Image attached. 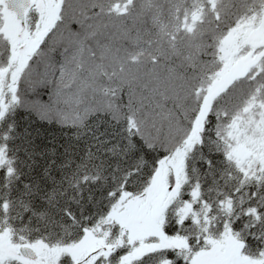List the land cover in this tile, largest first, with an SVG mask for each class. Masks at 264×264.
Wrapping results in <instances>:
<instances>
[{
	"label": "trees",
	"instance_id": "16d2710c",
	"mask_svg": "<svg viewBox=\"0 0 264 264\" xmlns=\"http://www.w3.org/2000/svg\"><path fill=\"white\" fill-rule=\"evenodd\" d=\"M58 6L46 12L53 25L6 94L0 234L57 249L93 232L112 250L88 264H193L191 255L231 235L264 263V47L244 75L212 91L226 65L225 41L264 24V0ZM5 14L1 5L0 74L15 67ZM185 148L162 230L186 248L135 258L140 241L110 215L123 197L142 196L161 163ZM76 262L57 257V264Z\"/></svg>",
	"mask_w": 264,
	"mask_h": 264
},
{
	"label": "rangeland",
	"instance_id": "374dc122",
	"mask_svg": "<svg viewBox=\"0 0 264 264\" xmlns=\"http://www.w3.org/2000/svg\"><path fill=\"white\" fill-rule=\"evenodd\" d=\"M37 5L39 0H32ZM60 0H57L58 4ZM4 3V0H0ZM49 5L45 6V8ZM43 27L36 33H26V25L15 21L12 14L5 15V32L11 38L14 50L15 67L0 74V119L6 109V94L14 91L16 78L22 71L37 43L53 25L50 15L45 13ZM12 16V17H11ZM46 24V25H45ZM224 55L226 65L219 74L213 87V93L225 89L235 78L244 75L254 64L257 56L255 49L264 47V24L257 29H244L233 32L225 41ZM206 115L203 112L202 118ZM202 119L196 127L194 139H199ZM199 132V133H198ZM192 143H188L190 147ZM187 149H183L164 160L156 172L147 191L138 197H123L110 215V219L121 224L133 242L140 243L133 250L135 258L160 248L175 247L184 249L186 243L181 239H170L162 230V216L168 204L179 192L184 176V164ZM3 157L0 154V164ZM157 238L147 242L149 238ZM20 247H30L37 254L35 262H28L18 252ZM110 246L106 240L99 239L93 232H88L82 241L73 247L49 249L42 243L18 245L8 233L0 234V262L18 261L24 264H57V257L69 254L78 264H88L108 253ZM193 264H264L249 259L242 249V244L233 236H227L225 242L213 243L208 249L191 255Z\"/></svg>",
	"mask_w": 264,
	"mask_h": 264
},
{
	"label": "flooded vegetation",
	"instance_id": "af4514ba",
	"mask_svg": "<svg viewBox=\"0 0 264 264\" xmlns=\"http://www.w3.org/2000/svg\"><path fill=\"white\" fill-rule=\"evenodd\" d=\"M56 1L57 0H39L37 5L36 4L33 5L32 10L27 13V22H26L27 29H25L27 31L26 33H28L29 35L36 34L43 27L44 18L46 16L45 13L47 11H51L55 13L59 8ZM47 5H49V7L45 8V6ZM7 12L8 11L6 10V13ZM36 13H38V17L36 16ZM32 24L35 25V28L33 30H32Z\"/></svg>",
	"mask_w": 264,
	"mask_h": 264
},
{
	"label": "water",
	"instance_id": "95a60500",
	"mask_svg": "<svg viewBox=\"0 0 264 264\" xmlns=\"http://www.w3.org/2000/svg\"><path fill=\"white\" fill-rule=\"evenodd\" d=\"M7 9L15 14L18 22H26V13L32 8L30 0H7ZM20 256L28 262L37 260L36 252L30 247H20L18 250Z\"/></svg>",
	"mask_w": 264,
	"mask_h": 264
},
{
	"label": "bare ground",
	"instance_id": "6f19581e",
	"mask_svg": "<svg viewBox=\"0 0 264 264\" xmlns=\"http://www.w3.org/2000/svg\"><path fill=\"white\" fill-rule=\"evenodd\" d=\"M6 2H7V0H5L4 3H1V5H2L3 7H7ZM30 2H31V4H32V6H33V5H34L33 1L30 0ZM1 5H0V6H1ZM12 15H13V14H12ZM13 16H14V18H15V21H17L16 16H15V15H13ZM4 17H5V16H4ZM11 17H12V16H11ZM5 20H6V19H5ZM47 32H48V31H47ZM47 32H46V33H47ZM46 33H45V34H46ZM45 34H44V35H45ZM44 35H43V36H44Z\"/></svg>",
	"mask_w": 264,
	"mask_h": 264
}]
</instances>
